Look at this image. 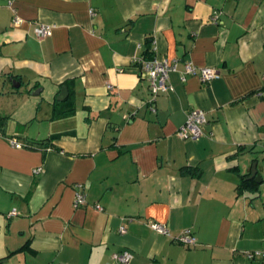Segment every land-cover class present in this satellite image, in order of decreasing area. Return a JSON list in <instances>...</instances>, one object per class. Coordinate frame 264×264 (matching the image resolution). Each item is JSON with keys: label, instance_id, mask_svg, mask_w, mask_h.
<instances>
[{"label": "crops", "instance_id": "obj_1", "mask_svg": "<svg viewBox=\"0 0 264 264\" xmlns=\"http://www.w3.org/2000/svg\"><path fill=\"white\" fill-rule=\"evenodd\" d=\"M11 3L0 0V264H120L123 250L126 264H264L245 256L264 249V0ZM153 57L176 62L156 95L142 68ZM188 62L218 76L202 82ZM64 81L73 111L54 117ZM192 109L206 122L182 139ZM253 163L255 198L237 191ZM187 229L193 246L177 239Z\"/></svg>", "mask_w": 264, "mask_h": 264}, {"label": "built area", "instance_id": "obj_2", "mask_svg": "<svg viewBox=\"0 0 264 264\" xmlns=\"http://www.w3.org/2000/svg\"><path fill=\"white\" fill-rule=\"evenodd\" d=\"M12 0H8V4L11 3ZM93 12L90 11V14ZM211 21H216V13L214 12L210 17ZM15 23H19L20 19L15 16ZM51 27L50 25L40 24L34 28V34L38 38H44L50 34ZM144 76L147 79L150 87V92L152 95H156L158 92H165L169 89L168 84V76L169 73L176 69V62L169 63V61L164 59H157L153 57L152 59H147L143 61L142 64ZM186 74H198L200 80L202 82H208L218 76V72L216 69L212 67H196L192 63L188 62L185 64ZM111 88V86H109ZM206 122V117L204 111L201 109H192L187 115L184 123L177 129L176 135L182 139H196L201 135V126ZM11 145L19 147L20 144L16 141H10ZM85 195L78 191L74 195L73 204L75 207L81 206L85 203ZM96 209H101L99 204L94 205ZM14 212L10 213L13 214ZM152 228L160 234H168L167 228L158 222L152 223ZM178 241L187 246H193L196 244V237L191 233L190 230L183 231L178 236ZM245 256L247 258L261 257L264 259V249L246 252ZM112 258L120 263L126 264L129 263L132 259V253L128 250H123L119 253H113Z\"/></svg>", "mask_w": 264, "mask_h": 264}, {"label": "trees", "instance_id": "obj_3", "mask_svg": "<svg viewBox=\"0 0 264 264\" xmlns=\"http://www.w3.org/2000/svg\"><path fill=\"white\" fill-rule=\"evenodd\" d=\"M68 85V81H64L60 86ZM53 111L54 117L62 116L65 114H69L73 111V100H72V91H69L68 96L63 101H54L53 102ZM8 120V116L0 113V132H4L5 126ZM50 142V139H42V140H26V146L28 147H45ZM242 190H249L253 192V196L251 198H255L258 196V184L255 183L252 179L246 180L245 176H241V181L237 186V191L241 192Z\"/></svg>", "mask_w": 264, "mask_h": 264}, {"label": "water", "instance_id": "obj_4", "mask_svg": "<svg viewBox=\"0 0 264 264\" xmlns=\"http://www.w3.org/2000/svg\"><path fill=\"white\" fill-rule=\"evenodd\" d=\"M23 81H25L26 79H22ZM21 81H16V80H12V85L13 87H18L20 85ZM39 91H34L33 94H37ZM67 95V88L65 85H63L60 89V92L56 95V99L59 101H62L65 96ZM247 179H252L255 182L259 183L261 181L259 175L257 174L256 171V163L252 164V168H251V172L249 174V176L247 177Z\"/></svg>", "mask_w": 264, "mask_h": 264}, {"label": "rangeland", "instance_id": "obj_5", "mask_svg": "<svg viewBox=\"0 0 264 264\" xmlns=\"http://www.w3.org/2000/svg\"><path fill=\"white\" fill-rule=\"evenodd\" d=\"M37 99H38V101H40V102H41V100H40V96H39V97L37 96Z\"/></svg>", "mask_w": 264, "mask_h": 264}]
</instances>
